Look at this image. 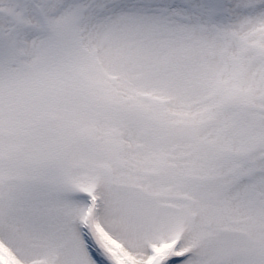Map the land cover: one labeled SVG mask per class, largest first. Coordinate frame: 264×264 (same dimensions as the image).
<instances>
[{"label":"snow or ice","instance_id":"obj_1","mask_svg":"<svg viewBox=\"0 0 264 264\" xmlns=\"http://www.w3.org/2000/svg\"><path fill=\"white\" fill-rule=\"evenodd\" d=\"M0 264H264V0H0Z\"/></svg>","mask_w":264,"mask_h":264}]
</instances>
